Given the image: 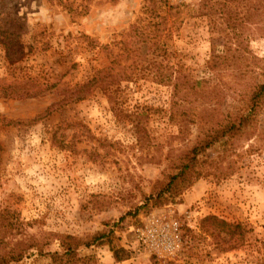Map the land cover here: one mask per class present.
<instances>
[{"label": "rangeland", "instance_id": "rangeland-1", "mask_svg": "<svg viewBox=\"0 0 264 264\" xmlns=\"http://www.w3.org/2000/svg\"><path fill=\"white\" fill-rule=\"evenodd\" d=\"M202 1L0 0V231L8 246L32 244L8 264H49L64 235L99 233L76 248L78 264H264V108L243 134L199 155L202 174L178 195L154 198L198 134V102L172 97L158 79L178 70L211 78ZM247 45L264 57V32ZM109 65L111 94L64 98L65 86ZM216 108L239 114L245 100L230 91ZM210 215L240 228L216 222L212 234L202 222ZM152 216L178 223L169 253L137 238ZM112 247L127 257L116 261Z\"/></svg>", "mask_w": 264, "mask_h": 264}, {"label": "trees", "instance_id": "trees-1", "mask_svg": "<svg viewBox=\"0 0 264 264\" xmlns=\"http://www.w3.org/2000/svg\"><path fill=\"white\" fill-rule=\"evenodd\" d=\"M198 15H204L207 18L210 32L211 49L205 61V68L211 78L193 79L181 74L178 70L173 78L164 74L158 79V82L172 85V97L187 104L198 102L192 113V120L198 127V134L194 144L178 161L176 172L170 174L164 182L159 183V188L154 195L155 199L161 197L173 199L190 185L202 174L200 166L196 167L199 163V155L222 140L243 134L245 126L252 122L256 114L264 108V57L252 54L247 45L251 33L264 32V0H203L200 3ZM218 46H221V49H217ZM224 77L229 78L226 80ZM115 83V71H113V65H109L98 69L86 81L65 86L64 98L74 101L83 100L96 87L109 92ZM36 86L34 85V95L42 91ZM230 91L245 100L242 113L229 115L216 108ZM1 92L4 95L14 93H8L6 89H2ZM29 93V90L23 89L18 94ZM212 104L216 106L213 107ZM134 126L136 140L140 142L143 138L141 130L145 128L138 121L134 122ZM2 221L0 217V224ZM203 221H211L212 234L216 233L213 224L216 222L230 229L240 228L238 223H226L214 215L205 217ZM5 229L0 231V264L20 260L24 250L32 245L25 244V241L21 240L8 246L5 235L2 233ZM103 236V233L94 234L89 238L64 235L61 239L63 251L47 253L51 259L49 264H78L80 257L76 254V248L82 244L98 243ZM232 247L233 245L228 246L229 249ZM112 251L116 261H121L128 255L122 247H112Z\"/></svg>", "mask_w": 264, "mask_h": 264}, {"label": "built area", "instance_id": "built-area-1", "mask_svg": "<svg viewBox=\"0 0 264 264\" xmlns=\"http://www.w3.org/2000/svg\"><path fill=\"white\" fill-rule=\"evenodd\" d=\"M176 221H166L158 216L147 218L143 226L136 228L138 240L156 254L171 252L178 233Z\"/></svg>", "mask_w": 264, "mask_h": 264}]
</instances>
